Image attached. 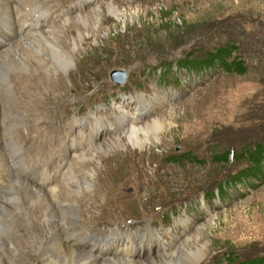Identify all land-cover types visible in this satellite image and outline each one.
I'll return each mask as SVG.
<instances>
[{"label": "rangeland", "instance_id": "rangeland-1", "mask_svg": "<svg viewBox=\"0 0 264 264\" xmlns=\"http://www.w3.org/2000/svg\"><path fill=\"white\" fill-rule=\"evenodd\" d=\"M46 1L44 9L59 21L66 11L76 13L79 1L96 29L81 31L89 35L61 76L63 98L48 102L56 113H31L39 119L37 126L48 118L55 127L33 129L30 121L27 128L28 140L36 143L31 153L38 146L50 166L62 161L58 171L49 170L51 180L43 186L68 180L76 186L88 171L98 173L99 180L87 189L92 198L80 199L82 207L65 236L86 232L84 246L101 256H119L127 245L126 256L131 250L144 258L169 255L183 245L201 249L196 264L264 256V159L257 177L229 184L251 166L246 150L252 146L247 145L264 141V0ZM105 2L120 17H103ZM72 30L67 37L78 40ZM220 47L231 50L225 58L227 63L233 59L229 66L218 59L196 63ZM116 69L125 75L121 83L110 80ZM125 113L130 122L123 130L145 127L155 117L164 127L157 139L139 147H131L119 132L120 146L126 145L115 155L101 161L95 156L82 167L72 163L74 148L115 138L113 132L121 130L117 119ZM226 150H232L233 160L230 155L222 159ZM114 229L104 242L112 246L92 239Z\"/></svg>", "mask_w": 264, "mask_h": 264}, {"label": "bare ground", "instance_id": "bare-ground-1", "mask_svg": "<svg viewBox=\"0 0 264 264\" xmlns=\"http://www.w3.org/2000/svg\"><path fill=\"white\" fill-rule=\"evenodd\" d=\"M49 2L0 0V38L3 39L0 42V264L198 263L203 257V251L185 245L175 249L172 254L154 257L146 255L144 258L145 255L141 253L135 257L131 250L126 256L128 245L125 246L127 250H120L119 256L115 253L101 256L100 253L96 254L93 249L84 246L86 232L79 236H65V228L76 221V209L82 207L80 199L85 201L87 197H91L89 195L93 191L89 193L87 189L93 180L98 179V173H94L95 170L88 171L82 175L80 184L76 186L70 180L61 185L54 184L57 187H54L51 181L43 186L42 182L51 177L49 170L56 171L59 167L57 165L62 161H56V166H50L46 163L43 152L37 151L38 146L31 153L36 143L28 140L27 128L30 121L33 129L54 126L48 118L42 119L43 124L37 126L35 121L39 119L31 118V113H56L55 105H51V108L48 102L63 98L59 93L61 76L64 75L65 68L72 66L76 52L89 35L81 34V31L89 27L92 33L96 29L94 22L81 12L84 4L79 1L75 3L76 13H72L74 10L66 11L61 21L57 20V17H51L49 9H44L45 3ZM105 6V10H102L103 17H106L105 14L120 17L121 13L116 7L108 3ZM100 8L101 6H97L96 9L99 11ZM49 22L48 29H44V25ZM15 27L21 32L20 35L16 33ZM63 27L67 34L74 29L78 40L67 37V34L64 38L61 37L60 30ZM67 77L70 80L69 73ZM128 121L126 113L117 119V127L121 128L122 132L116 129L113 132L116 137L112 140L103 143L90 140L91 143L86 148H74L72 163L82 167L83 162L92 161L95 156L101 161L106 155H115L119 152L118 148L126 145L121 142L120 146V137H117L119 132L126 135L131 147H139L143 146L144 140L157 139V131L164 127L163 119L155 117L145 127L132 125L123 130L124 123ZM12 123H18L17 128H12ZM113 148V152H108ZM65 153L67 152L64 151V157H67ZM24 158L26 160L23 163ZM89 203L93 204L91 201ZM38 222L41 223L40 227Z\"/></svg>", "mask_w": 264, "mask_h": 264}, {"label": "trees", "instance_id": "trees-1", "mask_svg": "<svg viewBox=\"0 0 264 264\" xmlns=\"http://www.w3.org/2000/svg\"><path fill=\"white\" fill-rule=\"evenodd\" d=\"M231 50H229V48H225V47H220V48H216L212 54L205 56L204 58H202L201 60H199V62L196 63H200V65H203L205 63H209L207 61H211L212 59H218L223 65L227 62H225V58L229 56ZM233 61V59H231V61H229L227 63V65L229 66V64H231ZM252 146V149L249 150L247 152L246 150V155L248 158V161L251 163V166L237 172L234 176V180L229 181V184L232 185V183H236L238 181V179L241 178H247V177H251V178H255V176L257 177L258 174L262 173V162L264 159V141H254L252 144L247 145V149ZM246 149V148H245ZM226 155V157H230L232 158V160L234 159V154L232 152V150H226V152L224 153V155H222V159L224 158V156ZM219 158V156H217ZM225 159V158H224ZM237 178V179H236ZM224 183V182H222ZM224 189V186H220L219 188H217V191L222 192V190ZM218 194V193H217ZM226 259L228 258V256L226 255L225 257ZM230 264H264V256L260 257V258H253L251 260H245V261H241V262H230Z\"/></svg>", "mask_w": 264, "mask_h": 264}, {"label": "water", "instance_id": "water-1", "mask_svg": "<svg viewBox=\"0 0 264 264\" xmlns=\"http://www.w3.org/2000/svg\"><path fill=\"white\" fill-rule=\"evenodd\" d=\"M124 76H125L124 73L120 71L119 69L114 70L109 75L110 80L117 82V83H121L122 80L124 79Z\"/></svg>", "mask_w": 264, "mask_h": 264}]
</instances>
